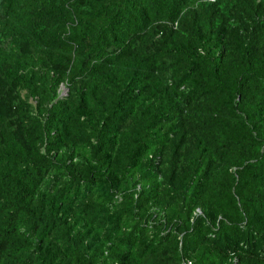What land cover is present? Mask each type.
Wrapping results in <instances>:
<instances>
[{
    "label": "trees",
    "instance_id": "1",
    "mask_svg": "<svg viewBox=\"0 0 264 264\" xmlns=\"http://www.w3.org/2000/svg\"><path fill=\"white\" fill-rule=\"evenodd\" d=\"M190 262L264 264V0H0V264Z\"/></svg>",
    "mask_w": 264,
    "mask_h": 264
},
{
    "label": "built area",
    "instance_id": "2",
    "mask_svg": "<svg viewBox=\"0 0 264 264\" xmlns=\"http://www.w3.org/2000/svg\"><path fill=\"white\" fill-rule=\"evenodd\" d=\"M61 95H65V94H67V88H66V86L65 85H63L62 87H61ZM190 264H191V262H190Z\"/></svg>",
    "mask_w": 264,
    "mask_h": 264
}]
</instances>
